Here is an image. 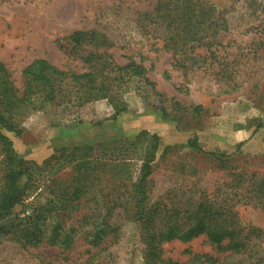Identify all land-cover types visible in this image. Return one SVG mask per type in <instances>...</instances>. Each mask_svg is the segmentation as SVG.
I'll return each instance as SVG.
<instances>
[{"label": "rangeland", "instance_id": "374dc122", "mask_svg": "<svg viewBox=\"0 0 264 264\" xmlns=\"http://www.w3.org/2000/svg\"><path fill=\"white\" fill-rule=\"evenodd\" d=\"M157 1L0 0V62L19 91L21 72L34 60L82 72L80 62L65 56L55 42L76 31L95 30L112 41L114 47L109 52L115 63L123 65L131 60L144 67L165 105L175 101L184 107L201 106L199 122L184 113L176 122L165 121L156 111L157 96L148 89L129 87L123 95L126 111L118 115L104 100L79 109L47 106L31 114L21 122V135L7 134L14 150L23 160L41 165L62 147L103 143L105 149L117 150L122 139L144 132L158 138L150 176L154 198H165L177 189H190L195 197L215 191L229 197L239 192L250 195L253 183L264 181V0H199L201 6L211 8L209 14L212 10L219 14L212 27L220 34V46L195 49V55L200 56L195 64L189 59L177 63V57L163 46L165 32L143 16ZM191 139L202 152L221 155L224 162L192 152L186 146ZM115 140L118 143L112 144ZM138 148L145 152L146 144ZM124 151L136 175L141 163L138 155ZM69 171L64 170L57 179L63 181ZM239 174L243 178L237 183ZM235 187L238 190L230 189ZM39 194L29 195L12 215L28 210ZM85 210L86 206H81L78 214ZM235 210L243 226L263 232L256 248L262 256L264 211L253 200H242ZM120 225L119 241L103 246V264H142V245L135 226ZM7 237H0V264H81L89 252H96L82 237L69 251L45 244L21 248ZM162 254L182 264L198 254L217 259V264H247L244 257L218 252L203 236L188 243H165Z\"/></svg>", "mask_w": 264, "mask_h": 264}, {"label": "trees", "instance_id": "16d2710c", "mask_svg": "<svg viewBox=\"0 0 264 264\" xmlns=\"http://www.w3.org/2000/svg\"><path fill=\"white\" fill-rule=\"evenodd\" d=\"M200 4L199 0H158L150 13L143 14L165 32L163 46L177 57V63L189 59L195 64L200 59L195 49L220 46V34L212 27L219 14L214 10L209 14L211 8ZM55 43L65 56L80 62L82 72L65 71L43 59L34 60L21 72L19 91L0 62V237L8 236L21 248L45 244L63 251L71 250L75 240L82 237L96 252H89L81 264H103V246L119 241L120 223L124 222L136 228L142 245V264H182L163 258L162 245L172 241L188 243L200 236L220 253L244 257L247 264H264V250L262 256L256 253L263 232L243 226L235 210L242 200H253L264 211L262 180L258 185L253 183L250 195L239 192L229 197L215 191L195 197L190 189H177L165 198H154L150 176L158 138L144 132L122 139L117 150L105 149L103 143L62 147L41 165L29 163L15 152L7 134L21 135V122L31 114L47 106L79 109L104 100L118 115L126 111L123 95L129 87L137 91L148 89L157 96L160 100L156 111L165 121L176 122L180 113L192 115L198 122L202 117L199 105L184 107L175 101L165 105L143 66L131 60L123 65L115 63L109 52L113 43L102 33L76 31ZM139 144H146L145 152H141ZM186 146L214 162H224L221 155L202 152L195 139ZM124 150L138 155L141 163L136 175L132 174L133 165L126 162ZM64 170L70 171L67 178L59 181L57 175ZM242 178L243 174H239L236 182ZM38 193L28 210L12 215L29 195ZM81 206H86L82 215L78 214ZM217 262L198 254L183 264Z\"/></svg>", "mask_w": 264, "mask_h": 264}]
</instances>
